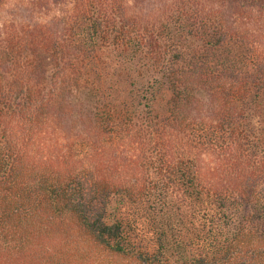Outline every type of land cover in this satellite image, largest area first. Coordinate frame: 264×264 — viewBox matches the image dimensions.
Segmentation results:
<instances>
[{
	"label": "trees",
	"instance_id": "trees-1",
	"mask_svg": "<svg viewBox=\"0 0 264 264\" xmlns=\"http://www.w3.org/2000/svg\"><path fill=\"white\" fill-rule=\"evenodd\" d=\"M139 2L0 36V264H264V0Z\"/></svg>",
	"mask_w": 264,
	"mask_h": 264
},
{
	"label": "rangeland",
	"instance_id": "rangeland-1",
	"mask_svg": "<svg viewBox=\"0 0 264 264\" xmlns=\"http://www.w3.org/2000/svg\"><path fill=\"white\" fill-rule=\"evenodd\" d=\"M137 1L138 0H134ZM139 7H151L161 0H139ZM47 2V1H46ZM6 0L0 9V36L29 22H43L56 15H67L72 10L73 0ZM42 3V4H41Z\"/></svg>",
	"mask_w": 264,
	"mask_h": 264
}]
</instances>
